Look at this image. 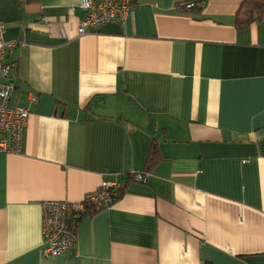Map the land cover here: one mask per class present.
Returning <instances> with one entry per match:
<instances>
[{
    "label": "crops",
    "instance_id": "crops-1",
    "mask_svg": "<svg viewBox=\"0 0 264 264\" xmlns=\"http://www.w3.org/2000/svg\"><path fill=\"white\" fill-rule=\"evenodd\" d=\"M131 1L78 35L81 0H0L5 39H22L11 103L30 111L22 152L0 153V264H264V12ZM147 169L44 254L45 201Z\"/></svg>",
    "mask_w": 264,
    "mask_h": 264
},
{
    "label": "built area",
    "instance_id": "built-area-1",
    "mask_svg": "<svg viewBox=\"0 0 264 264\" xmlns=\"http://www.w3.org/2000/svg\"><path fill=\"white\" fill-rule=\"evenodd\" d=\"M85 17L78 26V35L99 30L108 23L125 22L131 0H81ZM5 24L0 21V153L22 152L23 134L28 121L29 109L15 104L11 99L16 85L12 79V67L8 64V54L20 43L4 37ZM35 98L33 97V100ZM135 179L142 181L151 176L148 173L133 171ZM121 184L103 182L94 192H90L80 201L47 200L43 203V242L44 254L55 257L72 250L77 242V232L68 224V217H79L87 205L111 207L117 199Z\"/></svg>",
    "mask_w": 264,
    "mask_h": 264
},
{
    "label": "trees",
    "instance_id": "trees-1",
    "mask_svg": "<svg viewBox=\"0 0 264 264\" xmlns=\"http://www.w3.org/2000/svg\"><path fill=\"white\" fill-rule=\"evenodd\" d=\"M23 1H26V0H23ZM28 1V0H27ZM195 3H196V0H189V1H186V2H183V3H180L179 4V7L180 9H183V10H186L188 6H191L192 8L195 7ZM242 7H246V8H249L250 12L248 13L249 16V21H253L254 19H257L261 16V14L264 12V2L261 1V0H244L243 3H242V6H241V9ZM199 8V7H198ZM239 18L241 19H244L243 16H241L239 14ZM246 18V16H245ZM247 19V18H246ZM12 40H18L20 42H22V39L21 38H18V39H12ZM16 48V47H15ZM14 48V49H15ZM13 49V50H14ZM12 50V51H13ZM11 51V52H12ZM11 52L9 54H11ZM8 54V56H9ZM8 58V57H7ZM8 61V60H7ZM8 64L12 67V75L15 73V68H16V64L14 62H9L8 61ZM13 82V78L11 79ZM158 154V149L153 146L150 153H149V156H148V159H149V164H152L156 158ZM137 171V170H136ZM139 172H143V173H148L151 175L150 172H148V169L146 171H139ZM129 174V177H128V180L127 182H122V181H118L120 182L121 184V188H120V192H119V195L117 197V199L115 200V202L112 204V206L118 201V199H120L122 197V195L127 191L128 189V184L135 180V181H138L137 179H135V176H134V173L131 172V173H128ZM149 178V177H148ZM147 178V179H148ZM147 179H144L142 181H139V182H143V181H146ZM107 207H98L96 205H87L86 206V209L84 212H82L80 214L79 217H74L73 214H71L69 217H68V224L71 226V228L77 232V228H78V225L80 223V221L85 217V216H88V215H91V214H94L95 212H98L100 210H103V209H106ZM109 208V207H108ZM209 264V263H207Z\"/></svg>",
    "mask_w": 264,
    "mask_h": 264
}]
</instances>
